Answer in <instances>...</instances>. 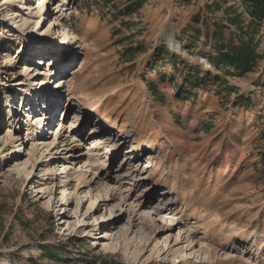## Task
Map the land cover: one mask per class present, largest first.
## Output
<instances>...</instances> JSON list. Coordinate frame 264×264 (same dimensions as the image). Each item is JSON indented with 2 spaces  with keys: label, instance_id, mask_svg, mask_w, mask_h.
<instances>
[{
  "label": "rangeland",
  "instance_id": "374dc122",
  "mask_svg": "<svg viewBox=\"0 0 264 264\" xmlns=\"http://www.w3.org/2000/svg\"><path fill=\"white\" fill-rule=\"evenodd\" d=\"M135 1L0 0V264H264V25L224 75L240 0Z\"/></svg>",
  "mask_w": 264,
  "mask_h": 264
},
{
  "label": "trees",
  "instance_id": "16d2710c",
  "mask_svg": "<svg viewBox=\"0 0 264 264\" xmlns=\"http://www.w3.org/2000/svg\"><path fill=\"white\" fill-rule=\"evenodd\" d=\"M128 1L132 2L133 0ZM240 2L243 11L251 20L250 26L245 30L239 28V35L236 38L229 37L226 44H217L219 39L217 34L211 35V40H214V43L212 41L208 42L209 39L204 42L205 45L208 43L215 52V55H208V63L212 68L221 71L224 75L234 76L230 70L238 75L251 72L256 66L258 59L256 50L260 44L259 27L264 25V0H240ZM134 3L139 5L140 0ZM148 85L151 86V84ZM151 91L153 96L159 97V93L154 86ZM188 95L189 93L186 94V96Z\"/></svg>",
  "mask_w": 264,
  "mask_h": 264
},
{
  "label": "bare ground",
  "instance_id": "6f19581e",
  "mask_svg": "<svg viewBox=\"0 0 264 264\" xmlns=\"http://www.w3.org/2000/svg\"><path fill=\"white\" fill-rule=\"evenodd\" d=\"M39 4H42V7H44L45 6V4H46V0H39ZM58 12V11H57ZM57 21L54 19L51 23H52V25L53 26H59V25H57V23H56ZM60 27V26H59ZM54 46H55V49H57V50H59V52L61 51V49L63 48L62 46H64V42L63 41H57L56 43H54ZM47 61H49V59L47 60ZM41 118V119H40ZM42 118L43 117H41V116H36L35 117V119L36 120H39L38 122H39V126H40V124L42 123ZM40 131L42 130V128L41 129H39ZM102 134H103V137L102 138H100V139H98L99 141H98V144H102V143H106L107 142V139H106V136H104V134H105V132H100L99 133V135H101L102 136ZM92 136H97L96 134H94V135H92ZM96 140V139H95ZM134 140V142L132 143V146L133 145H135V143H136V141H137V138H134L133 139ZM112 144V142H109V144H108V146H107V148L109 149V151H112V147H110V145ZM93 149H94V147H92ZM92 148H90V149H92ZM152 157H149V159H151ZM92 162H94V160H92L91 158H88L87 159V161H86V163H88L89 165H93V163ZM130 173V171H122L121 169H119L118 171H116L115 173H114V179H115V182H113V183H111V184H109V185H111V190L112 191H115L116 193H117V191L119 190V184H120V186H121V183H122V181L124 180V179H128V176L130 175L129 174ZM107 175H108V173H106ZM131 176H132V174H131ZM125 192V191H124ZM118 195H119V200L120 201H122V202H124V203H126L127 201H128V197H123L122 195H121V193L120 192H118L117 193ZM105 196H106V198H107V200L106 201H111V198L108 196V191H105ZM123 203V204H124ZM163 208H162V206H156V207H151L150 208V210H152V211H154V213L156 214H160V213H164L163 212V210H162Z\"/></svg>",
  "mask_w": 264,
  "mask_h": 264
},
{
  "label": "water",
  "instance_id": "95a60500",
  "mask_svg": "<svg viewBox=\"0 0 264 264\" xmlns=\"http://www.w3.org/2000/svg\"><path fill=\"white\" fill-rule=\"evenodd\" d=\"M262 45H264V43Z\"/></svg>",
  "mask_w": 264,
  "mask_h": 264
}]
</instances>
